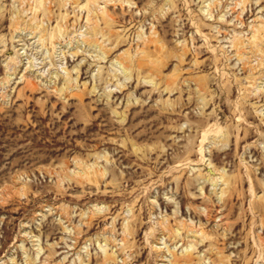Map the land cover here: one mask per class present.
I'll use <instances>...</instances> for the list:
<instances>
[{
    "label": "rangeland",
    "instance_id": "obj_1",
    "mask_svg": "<svg viewBox=\"0 0 264 264\" xmlns=\"http://www.w3.org/2000/svg\"><path fill=\"white\" fill-rule=\"evenodd\" d=\"M0 264H264V0H0Z\"/></svg>",
    "mask_w": 264,
    "mask_h": 264
},
{
    "label": "bare ground",
    "instance_id": "obj_2",
    "mask_svg": "<svg viewBox=\"0 0 264 264\" xmlns=\"http://www.w3.org/2000/svg\"><path fill=\"white\" fill-rule=\"evenodd\" d=\"M208 170H209L210 172H212V173H213V171H212L210 168H209ZM209 174H211V173H209ZM211 175H212V174H211Z\"/></svg>",
    "mask_w": 264,
    "mask_h": 264
}]
</instances>
